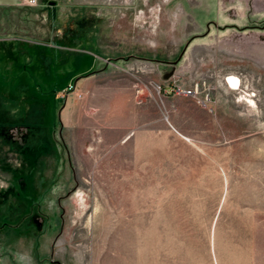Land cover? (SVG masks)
<instances>
[{"label": "rangeland", "instance_id": "1", "mask_svg": "<svg viewBox=\"0 0 264 264\" xmlns=\"http://www.w3.org/2000/svg\"><path fill=\"white\" fill-rule=\"evenodd\" d=\"M0 264H264V0L0 3Z\"/></svg>", "mask_w": 264, "mask_h": 264}, {"label": "built area", "instance_id": "2", "mask_svg": "<svg viewBox=\"0 0 264 264\" xmlns=\"http://www.w3.org/2000/svg\"><path fill=\"white\" fill-rule=\"evenodd\" d=\"M174 93L177 96H183V97H189L192 99H196L203 106H206L207 102H209L208 96H205L204 99L200 100L201 94L198 92L197 86H190L189 88H185V89L177 87L174 90Z\"/></svg>", "mask_w": 264, "mask_h": 264}, {"label": "trees", "instance_id": "3", "mask_svg": "<svg viewBox=\"0 0 264 264\" xmlns=\"http://www.w3.org/2000/svg\"><path fill=\"white\" fill-rule=\"evenodd\" d=\"M19 117H21L22 116V114L20 115H18ZM19 120L17 119V121H15V122H13L12 124H10V123H2L1 125H17V124H21L20 123V121L18 122ZM14 123H16V124H14Z\"/></svg>", "mask_w": 264, "mask_h": 264}, {"label": "crops", "instance_id": "4", "mask_svg": "<svg viewBox=\"0 0 264 264\" xmlns=\"http://www.w3.org/2000/svg\"><path fill=\"white\" fill-rule=\"evenodd\" d=\"M5 1H7L9 3H14L15 0H5ZM5 1H3V2H5ZM3 2H2V0H0V3H3Z\"/></svg>", "mask_w": 264, "mask_h": 264}]
</instances>
